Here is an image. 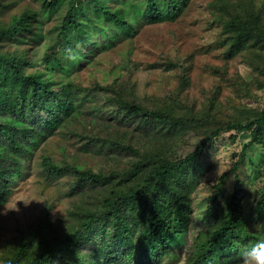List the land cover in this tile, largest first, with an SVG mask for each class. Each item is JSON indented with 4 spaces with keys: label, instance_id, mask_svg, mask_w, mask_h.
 <instances>
[{
    "label": "trees",
    "instance_id": "16d2710c",
    "mask_svg": "<svg viewBox=\"0 0 264 264\" xmlns=\"http://www.w3.org/2000/svg\"><path fill=\"white\" fill-rule=\"evenodd\" d=\"M191 1L70 0L56 30L46 36L43 22L66 0H42L40 11L25 7L0 26V204L8 200L20 176L22 158L81 111L84 102L79 90L65 79L99 50L133 38L145 24L177 20ZM17 3L0 0V13H7ZM224 32L232 53L249 45L264 49L263 9L233 14L224 21ZM46 37V50L37 63L7 49L27 40V44L40 45ZM116 103L132 118L157 123L166 131L162 136L145 137L143 149L117 142L140 157L128 169L108 174L61 165L43 156L42 166L50 176L71 173L75 188L81 190L101 184L104 193L97 199L100 205L73 208L77 221L71 231L55 239L47 234L42 241H35L33 235L5 259V264H164V257L171 256L173 247L190 234L193 213L187 204L201 186L207 144L221 131L232 129L249 131L254 142L264 144V109L245 124L212 120L208 113L193 116L172 108H149L124 99H116ZM192 132L199 135L194 149L183 156L171 155L172 143ZM152 139H159L160 146ZM227 179L224 175L213 185L204 225L194 236L195 248L188 264L239 262L246 247L264 239V221L261 230H252L243 211L241 181L230 190ZM83 192L87 195L88 190ZM260 207L264 208V198Z\"/></svg>",
    "mask_w": 264,
    "mask_h": 264
},
{
    "label": "rangeland",
    "instance_id": "374dc122",
    "mask_svg": "<svg viewBox=\"0 0 264 264\" xmlns=\"http://www.w3.org/2000/svg\"><path fill=\"white\" fill-rule=\"evenodd\" d=\"M16 2L7 13H0V26L25 7L40 11L42 0ZM69 7L70 0H66L59 11L43 22L46 36L56 30ZM260 9L264 11V0H192L177 20L145 24L133 38L99 50L90 62L83 63L70 79H65L75 83L84 104L66 127L22 158L20 176L12 185L8 200L0 204V264H5V259L33 235L35 241H42L47 234L55 239L71 231L77 221L71 211L78 205H100L97 199L104 193L101 184L81 190L75 188L71 173L50 176L42 166L43 156H50L61 165H79L108 174L128 169L140 157L118 143L140 148L146 143L145 137L162 136L166 131L157 123L146 124L132 118L118 108L116 99L149 108H172L193 116L208 113L212 120L227 123L247 124L254 120L264 109V49L249 45L242 52L232 53L225 41L224 21L233 14L245 15ZM46 38L40 45L27 44V40L7 49L37 63L46 50ZM36 69L39 68L29 72ZM198 139L199 135L192 132L178 143L173 142L171 148L175 147L170 154H188ZM152 142L161 144L159 139ZM203 162L205 172L193 200L201 194H211L213 185L224 175L230 190L240 180L249 226L261 230L264 144L254 142L249 131L223 130L207 144ZM86 190L87 195L83 192ZM203 215H193L190 234L173 247L171 256L164 257V264L190 262L194 236L204 225Z\"/></svg>",
    "mask_w": 264,
    "mask_h": 264
},
{
    "label": "clouds",
    "instance_id": "9594fccd",
    "mask_svg": "<svg viewBox=\"0 0 264 264\" xmlns=\"http://www.w3.org/2000/svg\"><path fill=\"white\" fill-rule=\"evenodd\" d=\"M213 193H204L198 196L195 200H191L187 207L191 209L195 217H199L207 211L209 197ZM242 264H264V239L257 240L250 247H246L240 254Z\"/></svg>",
    "mask_w": 264,
    "mask_h": 264
}]
</instances>
